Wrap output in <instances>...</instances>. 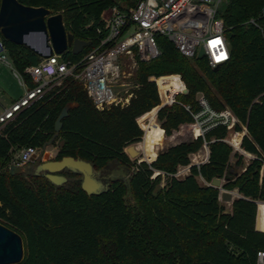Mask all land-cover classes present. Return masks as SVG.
<instances>
[{"label": "trees", "instance_id": "trees-1", "mask_svg": "<svg viewBox=\"0 0 264 264\" xmlns=\"http://www.w3.org/2000/svg\"><path fill=\"white\" fill-rule=\"evenodd\" d=\"M18 1L62 14L66 30L94 46L103 24L101 14L113 7H135L140 0ZM263 7L264 0H230L225 6L221 16L231 58L218 69L206 58L182 56L169 39L158 37L162 54L139 63L133 81L138 88L129 106L98 111L84 87L69 79L6 127L0 135V223L20 234L25 245L31 238L36 259L30 261L25 253L22 264H257L258 254L264 253ZM253 19L260 27L250 23ZM0 38L17 70L40 62L41 57L26 47L1 34ZM81 56L69 51L65 58L75 61ZM176 75L188 93L158 110L168 87L182 89ZM151 78H160V91ZM198 94L213 111L233 113L239 121L235 132H241V126L247 129L242 142V134L232 140L239 138L241 149L252 156L246 167L244 156L234 153L226 141V125L213 126L204 135L195 127L194 140L157 153L166 137L195 124L194 116L202 110ZM69 105L74 107L57 138L61 141L57 161L81 159L97 171L118 162L130 171L128 180H110L106 192L90 196L82 189L81 176L70 171L61 173L67 179L61 186L34 171L11 174V150L43 147ZM145 136L148 160L131 163L126 148ZM204 146L209 149L208 161L193 165L191 156ZM232 156L237 159L234 165ZM187 166L188 175L174 176ZM214 179L224 181L222 189L211 186ZM222 190L238 193L230 211L221 202Z\"/></svg>", "mask_w": 264, "mask_h": 264}, {"label": "built area", "instance_id": "built-area-1", "mask_svg": "<svg viewBox=\"0 0 264 264\" xmlns=\"http://www.w3.org/2000/svg\"><path fill=\"white\" fill-rule=\"evenodd\" d=\"M224 1L140 0L135 7L126 10L113 7L97 29V43L80 54L82 56L78 60L66 59L69 51L64 55L54 54L41 58L37 65L28 66L23 72L16 69L10 60L8 47L0 38V62L12 70L23 90L18 99L0 111V135L21 112L69 79L84 87L98 111L129 106L138 86L129 82L128 78L138 70L140 62L148 63L161 56L158 37L169 39L178 52L188 59L198 58L203 49L202 58H206L212 68L224 65L231 58L227 27L221 16ZM260 18L264 19V7ZM250 23L260 27L254 19ZM176 76L182 89L175 91L173 87H168L158 110L176 103L178 95L188 93L181 77ZM160 78H151L158 89ZM197 101L202 110L194 116L193 125L200 129V135L216 125H226L230 130L239 123L228 109L220 113L213 111L203 94L201 98L197 97ZM158 110L154 114L156 119ZM39 151V147L18 149L10 158L9 168L25 167L38 157ZM208 159L209 155L205 163ZM189 172L190 166L180 167L174 176L180 178ZM257 264H264L263 252L257 256Z\"/></svg>", "mask_w": 264, "mask_h": 264}, {"label": "water", "instance_id": "water-1", "mask_svg": "<svg viewBox=\"0 0 264 264\" xmlns=\"http://www.w3.org/2000/svg\"><path fill=\"white\" fill-rule=\"evenodd\" d=\"M0 34L16 45L26 47L41 58L64 55L71 50L73 55L79 56L92 45L90 41L75 38L66 30L62 14H55L45 7H30L21 4L18 0H2L0 6ZM204 56L201 49L198 58ZM217 66L215 69H218ZM202 94H198V99ZM74 105L67 106L55 124V135L43 146V150L52 146L59 137L63 127V120L67 118L69 110ZM34 162V160L32 161ZM64 171L81 176V186L88 195H100L106 192L109 181L119 178L111 177L104 182L100 177L105 171H97L93 164L81 159L64 157L60 161H48L39 165L36 175H42L56 186H61L67 179L61 176ZM12 175L26 173L24 167H10ZM264 175V171H263ZM223 180L214 179L211 186L222 189ZM221 201L232 203L234 196L229 191H223ZM25 258L24 240L20 234L0 223V264H22Z\"/></svg>", "mask_w": 264, "mask_h": 264}, {"label": "rangeland", "instance_id": "rangeland-1", "mask_svg": "<svg viewBox=\"0 0 264 264\" xmlns=\"http://www.w3.org/2000/svg\"><path fill=\"white\" fill-rule=\"evenodd\" d=\"M229 1L230 0L224 1V4L221 9V13L223 12L225 6H227ZM110 11H111V8L107 9L101 14V21L103 20L104 17H108L110 15ZM135 73H136L135 71L132 72V75L128 78L129 82L132 83L134 81ZM22 94H23V90L19 86L17 80L14 78L12 74V70L7 65L0 62V111L2 110L3 107L10 105L13 101L18 99ZM154 119L155 121H157L156 117H154ZM194 126L195 125L182 126L178 131L174 132L172 136L166 137L163 143L156 148L157 153H160L166 150L167 148L174 146L176 144L194 140L196 137L195 132H194L195 131L194 128L196 126L195 127ZM244 131L245 130L243 129L241 133H237L234 131V129H230L229 136L227 139L228 144L233 147L234 153H237L239 155H242L243 153L242 152L243 150L241 149V146H240L239 138L234 141L232 140L234 138H237L236 136L238 134H243ZM241 140H242V137H241ZM60 145H61V141L56 139L53 142L52 146L48 147L46 150H43V147H41L38 157L35 158L34 162H31L28 165H26L24 167L25 170L29 173H32V171L36 173L37 167L41 165L42 163L60 159L61 158ZM17 150L18 149L11 150L10 155H9V163H10L11 156L14 153H16ZM125 152L128 155L131 163H134V162L140 163L142 161H146L148 160V154H149V150L147 148V141L144 142L142 139L140 142L130 145L128 148H126ZM208 155H209V149L207 146H204L197 154H194L191 156V163L192 164L205 163V161L208 158ZM244 159L249 160V157L244 156ZM236 160L237 159L234 156H232L231 161L233 164L236 162ZM147 162H150V161H147ZM34 164H36V166ZM129 168L133 170L131 166H129ZM238 170L241 171V169H238ZM263 170H264V167H263ZM263 170H262V174H263ZM129 174H130V171L127 168L119 165L118 162H116V163H113L110 166V168L101 175L100 178L104 182L108 181L111 177H119V178L128 180ZM183 177H180V178H183ZM200 183L204 184L202 180H200ZM164 185H165V181L163 180L161 187ZM231 193L233 194L234 199L238 197L237 191H232ZM221 202L225 205L227 211H230L232 203H225L223 201ZM26 242L27 244L26 245L24 244L25 253L30 261H34L36 259V254H35V250H34V246L32 244L31 238L29 237L26 238Z\"/></svg>", "mask_w": 264, "mask_h": 264}, {"label": "crops", "instance_id": "crops-1", "mask_svg": "<svg viewBox=\"0 0 264 264\" xmlns=\"http://www.w3.org/2000/svg\"><path fill=\"white\" fill-rule=\"evenodd\" d=\"M242 128L245 130L244 132H243V134L241 135L242 136V139L244 138V136L245 135H247V129L245 128V127H243L242 126ZM243 129H242V131H243ZM237 133H241V132H237ZM228 139V138H227ZM241 142H242V140H241ZM241 142H240V146H241ZM243 153H242V155L243 156H248L249 157V160H246L245 159V167L248 165V163H249V161H250V159H251V155L250 154H248V153H246V152H244V151H242ZM234 165V164H233ZM264 171V170H263ZM231 210V209H230Z\"/></svg>", "mask_w": 264, "mask_h": 264}, {"label": "bare ground", "instance_id": "bare-ground-1", "mask_svg": "<svg viewBox=\"0 0 264 264\" xmlns=\"http://www.w3.org/2000/svg\"><path fill=\"white\" fill-rule=\"evenodd\" d=\"M143 141L146 142V136L143 138Z\"/></svg>", "mask_w": 264, "mask_h": 264}, {"label": "flooded vegetation", "instance_id": "flooded-vegetation-1", "mask_svg": "<svg viewBox=\"0 0 264 264\" xmlns=\"http://www.w3.org/2000/svg\"><path fill=\"white\" fill-rule=\"evenodd\" d=\"M39 175H42V173H40Z\"/></svg>", "mask_w": 264, "mask_h": 264}]
</instances>
